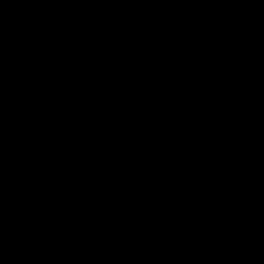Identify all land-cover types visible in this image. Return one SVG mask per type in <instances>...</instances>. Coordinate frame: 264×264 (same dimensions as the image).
Wrapping results in <instances>:
<instances>
[{
    "label": "water",
    "instance_id": "water-1",
    "mask_svg": "<svg viewBox=\"0 0 264 264\" xmlns=\"http://www.w3.org/2000/svg\"><path fill=\"white\" fill-rule=\"evenodd\" d=\"M0 264H264V0H0Z\"/></svg>",
    "mask_w": 264,
    "mask_h": 264
}]
</instances>
